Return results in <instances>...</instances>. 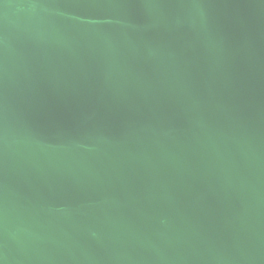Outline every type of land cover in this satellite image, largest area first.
I'll list each match as a JSON object with an SVG mask.
<instances>
[{
	"label": "water",
	"instance_id": "1",
	"mask_svg": "<svg viewBox=\"0 0 264 264\" xmlns=\"http://www.w3.org/2000/svg\"><path fill=\"white\" fill-rule=\"evenodd\" d=\"M0 264H264V0H0Z\"/></svg>",
	"mask_w": 264,
	"mask_h": 264
}]
</instances>
